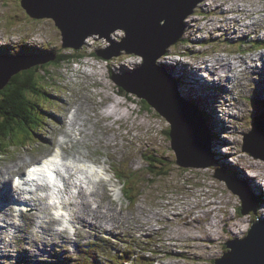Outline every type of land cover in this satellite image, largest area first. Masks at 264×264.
Returning a JSON list of instances; mask_svg holds the SVG:
<instances>
[{
  "label": "rangeland",
  "instance_id": "374dc122",
  "mask_svg": "<svg viewBox=\"0 0 264 264\" xmlns=\"http://www.w3.org/2000/svg\"><path fill=\"white\" fill-rule=\"evenodd\" d=\"M0 2V52H3L4 55L9 54L10 49H15L17 44H21L19 46L22 49L30 47L31 49L25 50L24 53L25 55H32L33 59H37L38 55H46L42 46L47 48L49 52H70L69 47L61 46L60 32L52 20L36 19L30 16L26 13V9L20 5V0H0ZM233 2L235 6L230 4L232 0H205L198 7L196 5L192 15H188L186 21L184 19V34L181 35L178 43L169 46L167 50L168 54L180 50L179 48L185 49L189 57L171 56V58H177L181 61L177 62L176 65H170V68H166L169 65L161 66L157 62V65L163 67V70L168 72L171 78H177L176 80L179 81L182 90L179 89L178 85L180 95L186 98V94H189L186 100L198 97L193 96L194 94L202 96L203 93L204 96H208L206 97L209 100L208 104L202 103V107L207 111L205 114L211 118L201 112V98H195L194 105L197 106V108L195 107L196 110L205 119L206 123L204 124H207L208 127L206 131L209 146L205 148L206 156H204L203 161L204 164L210 162L209 166L200 168L177 166L174 163L175 156L170 146V139L165 135V131L168 129L166 120L147 102L140 101L142 98L139 96H133L132 92L128 95H124V91L119 92L118 84L120 82L130 89L139 80L138 70L143 60L140 55L122 52L120 55L111 56L108 59L90 56L95 50H100L104 55L105 53L112 54L118 47L114 44H118L124 35L123 30H116L110 36L113 41L94 36L89 37V39L86 38V43L81 46L79 51L87 56L77 60L79 62L77 64L62 62L59 63L60 67L43 64L49 73L41 71L40 74L43 78L40 80L41 84L36 86V89L39 88L45 98L38 94L35 100L38 106L37 112L35 108L31 111L34 114H32L30 126L35 129V132L28 131V136L23 139L24 141L20 139L19 133L15 134L14 132L15 135L11 136L7 142L0 144V149L5 146L10 148V151L5 154L0 152V170L4 172L8 165L20 163L19 167L11 170V173H7L5 176L7 179L5 186L12 182L14 173L24 171L28 163L32 164L39 161L41 156L50 153L52 146H59L63 155L68 154V148L72 146L73 151L75 149L82 153L88 152L91 156L90 159L104 162L110 173L114 174L118 169L122 171V174H127V177L121 180L113 177V183L117 180L115 193L113 191L108 193L106 182H102L103 184L98 187L97 192H93L86 201L81 197L80 206L73 207L75 212L83 208L88 209L89 213L99 210L106 214H112V211H116L124 216L117 224L115 222L118 221L113 220L116 227L114 230H110L108 235H115L116 229L120 232L127 231L122 232L123 237L136 247L135 250L122 248L124 253L125 251L129 252V257H124L131 260L127 264H132V262L133 264H143L136 259L140 255L146 264H214V259L221 256L222 252L227 251L224 244L226 240L233 237L241 238L250 229L251 223L255 221L254 213L250 209L251 206H257L255 211L258 212L255 215L259 216L260 214L261 219L264 217V206L262 205L264 196L257 193L261 203H255L253 197L245 191L249 188L252 192L264 191L261 183L264 181V159L259 156L253 157L242 150L240 144L243 133L246 134L250 131L248 123L254 121L253 116L257 115L261 109L260 102L257 103L256 100L251 99V96L259 95V97L264 98V89H261L264 88V80L263 78L259 79L261 74L263 76L264 71H258L261 74H253L251 69L247 68L248 65L250 67V64H253L252 60L256 59L259 53L264 55V50H255L257 46H264V37L262 36L264 35V0H233ZM201 5L204 6L205 12H200L199 6ZM227 5L232 6L225 10ZM234 17L238 18L235 19L238 20L236 21L237 24L233 21ZM239 22L241 25L238 24ZM227 28L231 32L229 35H225L224 38H216V35L225 32ZM204 35H210V39L204 38ZM160 39L167 41L170 37L163 33ZM224 39H228L229 42ZM200 40H205V42L200 43ZM204 50L208 53V60L216 59L214 61L216 62V67H214L216 72L222 71L219 69L220 61L217 62L218 59L223 62L234 61L235 65L239 64L237 60H243L236 68L237 70L229 72L231 75L235 72L236 74L241 73V75L239 77L237 75L230 77L229 75L228 78L226 77L225 83L229 86L233 85L231 87L239 96L237 100L235 95L227 90L220 95L219 93L223 88L218 84L210 86L208 83L207 85L206 81L203 82L202 77L198 80L194 79L195 82L193 83L192 80H188L189 78H185L189 75L188 70L195 72L196 75L202 72V76L206 72L201 69L205 66L204 62L198 64V61L191 59L192 56L198 54L195 51L204 52ZM170 54L167 57L169 61ZM261 60H264V56ZM186 61L189 64L183 65V62ZM160 63L162 64L161 60ZM258 64L264 65V62L258 61ZM3 65L0 61V68ZM243 69L246 70L242 71ZM181 74L182 82L180 81ZM244 79L247 80V88ZM229 80L232 82L229 83ZM188 81H191L194 87L192 84H187ZM253 86L258 87L257 95L252 90ZM185 88H188L189 91L186 92ZM233 96L235 100H232ZM105 102L108 105L105 106ZM73 112H77L80 117L73 116ZM209 112H211L210 115ZM217 119L221 120L219 124L217 122L215 124ZM74 130L77 131V140L70 136ZM208 131L211 135L213 132L216 133V140L211 142ZM226 132L230 135H227ZM262 132H264V127ZM68 136L71 143H68ZM57 140H60L61 143L59 144ZM249 144L257 147L259 142L251 141ZM220 147L223 150H231L232 148L235 151L232 152L234 156H223V152L219 150ZM73 151L72 154L74 155ZM152 153L163 162L161 176L154 177L146 169L145 155H152ZM215 154H220L223 157L215 156ZM227 157H230V160ZM246 160L251 163L248 162V164ZM69 161L77 160L69 155ZM199 165L200 163H198ZM231 165H233L231 172L235 174L229 173ZM76 166L75 164L74 168ZM227 174L232 175V177L229 178ZM217 176L225 177L227 180L224 181ZM74 179L75 177H73V182ZM126 183L127 194L130 199H127L128 196H125L123 190ZM200 184L206 186L210 194ZM228 184L235 188L230 189ZM0 185L3 184L0 182ZM69 188L72 195L77 194V188L71 185ZM3 195L4 191L0 190V198ZM41 195L36 194L35 197L40 199ZM64 195L61 193L58 196L66 202L68 195ZM242 197L245 204L242 202ZM206 199L210 200V205L213 200L219 203L218 208L215 209L216 214L214 215L211 211L203 212L202 221L198 220V222L196 219L193 227L192 225H185L187 218L191 219L189 213L192 210L198 213L200 210L205 209L204 211H206L212 206H217L216 203L210 207L206 206ZM9 202L11 203L12 200ZM239 205L242 208L240 212L238 211ZM5 209L6 214L10 217L9 205ZM12 210L11 207V214ZM51 215V213L48 215L40 214L41 220L51 219ZM157 215H160L161 219L155 221L160 218ZM213 215L215 218L217 215L222 217L224 222L218 223L217 218L214 221L215 226L211 227L208 222L213 221ZM74 217L78 218L74 219ZM83 219H89L87 213L72 215V222L76 224L77 228L75 233H67L69 241L65 243L47 241L46 245L43 246L37 227L31 223L34 217H29L25 212L22 214L21 220L16 222L22 228L19 229L22 230L21 235L19 231L16 235L15 228L9 227L6 238L9 240L7 246L12 251L14 249L18 251L20 245L27 244L23 239L33 229L37 232L39 239L36 237L32 242L30 241L31 244L29 242L32 259H34V250L37 252L40 249L42 252L41 259H38L36 264H53L54 261L51 259L56 257L61 259L63 253L70 258L71 255L66 249L72 243L77 248L79 245L90 248L86 252L80 250L81 252L77 257L72 256V261L75 264H116V259L110 260L113 258L110 257L112 254L106 253L107 242L110 244V239L103 235L106 231L104 229L111 226V220L105 218L103 221L104 228L97 229L96 226L90 228L85 225L90 223L82 222ZM227 220L236 221L234 223L239 220H246L242 226L244 227L243 231L235 233L236 230H229V226L224 227ZM138 223L140 226L137 230ZM203 224L206 225L202 226ZM0 225H2L1 220ZM149 225H153L154 228H149ZM231 229L233 228L231 227ZM134 231L137 232V239L140 240L138 243L135 242L132 235ZM140 231L148 233L144 236ZM186 231H189L190 236L187 237L182 234ZM2 232L0 230V237ZM207 233L213 234V237L211 235L207 237L205 235ZM173 234H177L178 241L175 240L177 238ZM200 234L205 235L208 239L195 243L193 238ZM2 235H5L4 232ZM83 237L84 239H82ZM42 239L45 240L44 237ZM60 240L62 239L60 238ZM2 245L0 240V246ZM55 248L62 250L56 252ZM130 251L135 252L137 256L135 253L130 254ZM19 259V256L14 255L7 260V264H15ZM2 260L4 262L6 258L4 257ZM60 264L63 262L61 261Z\"/></svg>",
  "mask_w": 264,
  "mask_h": 264
},
{
  "label": "water",
  "instance_id": "95a60500",
  "mask_svg": "<svg viewBox=\"0 0 264 264\" xmlns=\"http://www.w3.org/2000/svg\"><path fill=\"white\" fill-rule=\"evenodd\" d=\"M200 1L24 0L23 5L33 16L54 17L61 28L64 46L78 48L90 35L98 34L109 39L113 31L124 30L125 35L114 44L118 48L112 54L98 55L109 58L124 51L143 57L138 70L139 80L130 89L121 82L120 86L146 100L170 124L168 135L176 165L200 168L210 165V162L204 164L203 161L205 148L209 146L203 119L188 101L179 96L176 82L156 66V60L181 37L184 18ZM163 33L170 39L162 41ZM5 60L0 58L4 64L0 68V87L12 74L26 68L22 67L26 65ZM263 127L264 111L255 117L251 131L244 136L243 149L264 159ZM251 141L259 142L258 146H250ZM228 187L235 188L230 184ZM242 202L245 204L243 197ZM250 209L255 211L254 206ZM253 222L244 237L224 242L228 250L215 258L214 264H264V220Z\"/></svg>",
  "mask_w": 264,
  "mask_h": 264
},
{
  "label": "bare ground",
  "instance_id": "6f19581e",
  "mask_svg": "<svg viewBox=\"0 0 264 264\" xmlns=\"http://www.w3.org/2000/svg\"><path fill=\"white\" fill-rule=\"evenodd\" d=\"M230 4H232L233 6H235V3L233 2V3H230ZM232 5H227L226 6V9L225 10H227V9H229ZM197 7H198V5H197ZM200 7V12H202V11H204L205 12V8H204V6L203 5H201V6H199ZM194 9V8H193ZM238 10V9H237ZM235 19H238V18H236V17H234L233 18V21L237 24V22L236 21H238V20H235ZM238 24H240V22L238 23ZM184 25H185V23H183L182 24V26L184 27ZM206 25V24H205ZM241 25V24H240ZM243 27V26H242ZM214 29V28H213ZM236 29V28H235ZM234 29V30H235ZM117 30H120V29H117ZM217 30V29H216ZM230 29L229 28H227V30L225 31V32H223V33H220V34H218V35H216V38H224V37H226L225 35H229L231 32L229 31ZM255 30V29H254ZM254 30H252V31H254ZM209 32V31H208ZM211 32V31H210ZM182 34H184V28L182 29ZM233 34H235V35H237L238 33H233ZM239 35V34H238ZM263 37H264V35H262ZM259 38V37H258ZM89 39V38H88ZM259 41V40H258ZM200 43H204L205 42V40H200L199 41ZM180 50H176L177 52H186L185 50H183V49H181V48H179ZM195 52H197V53H199V51H195ZM29 58H31V59H33V56L32 55H27ZM264 55L261 53V55H260V60H261V58L263 57ZM199 57V54H197V55H195V56H192V58H198ZM256 59H258V56H257V58ZM167 59H164V58H162L161 59V61H162V64L160 63V61H159V64L161 65V66H166V65H169V67H166V68H170V65H176L177 64V62H179V61H181L180 59H179V61L178 60H172V59H170V61L169 60H167ZM216 59H210V60H207V61H204V63H205V66H204V69L203 70H206L207 72L205 73L204 72V74H203V76H202V72H200V73H198V75H196V73L195 72H190L188 69H184V70H188V72H189V75L188 76H186L185 78H189L188 80H192V83L193 82H195V80L194 79H196V80H198L200 77H202V80H203V82H205L206 81V84L208 85V83H209V85L211 86V85H213V84H219L220 82L219 81H223V78H225V80H227L226 79V77L228 78L229 77V75H230V77H236V75L239 77V75H241V73H238V74H236V72L235 73H232V75L231 74H229V72L231 71H233V70H237L236 68L242 63V61H241V59L240 60H237V62L239 61V64H237V65H235V63H234V61H231V60H228V62H223V61H221L220 59H218V61L217 62H219L220 61V64H219V69L220 70H222V71H220V72H216L215 70H214V67H216L215 66V63L216 62H214ZM176 61V62H175ZM264 61V60H263ZM223 62V63H222ZM166 64V65H165ZM188 64H189V62H188ZM183 65H185V64H183ZM183 65H181V67H183ZM160 67V66H159ZM256 68L253 70V73H259L258 71H264V68H260V67H258V66H255ZM161 69H163V67H160ZM177 68V67H176ZM250 68H251V66H250ZM202 70V71H203ZM246 69H243L242 71H245ZM209 73V74H208ZM215 74H218V75H214ZM196 76V77H195ZM181 78H180V81L182 82V74H181V76H180ZM173 79L174 78H176V77H172ZM262 78L264 79V73H263V76H262ZM239 79V78H238ZM219 80V81H218ZM241 80V79H240ZM185 81V80H184ZM187 84H192L191 83V81H188V82H186ZM244 84L246 85L245 87L247 88V80L246 79H244ZM192 87H194L193 86V84H192ZM195 87H196V85H195ZM186 92H188L189 91V89L188 88H185L184 89ZM191 92V91H190ZM186 94V93H185ZM189 95V94H188ZM188 95L186 94V96L188 97ZM193 96H198V97H194V99H189V100H187L194 108L196 107L197 108V106H195L194 104H195V98H201V108H202V111L201 112H203L204 114L207 112L203 107H202V103L203 104H205V105H207L208 104V99L206 98V97H208V96H204V94L202 93V96L201 95H198V94H194ZM186 97V98H187ZM185 98V99H186ZM231 98V97H230ZM233 100V99H232ZM235 100V99H234ZM200 105V104H199ZM229 107H230V104L228 105ZM223 107H225V104H223ZM195 108V109H196ZM229 110V109H228ZM75 111V110H74ZM228 112V111H227ZM226 112V113H227ZM199 113V112H198ZM225 113V114H226ZM209 115L211 114V112H209L208 113ZM72 115L73 116H75V117H80V115H78V113L77 112H73L72 113ZM205 115H207V114H205ZM208 116V115H207ZM209 117V116H208ZM203 118V117H202ZM209 118H211V116L209 117ZM85 121V120H84ZM221 120L220 119H217L216 121H215V124H216V122H217V124H219V122H220ZM93 122H94V120H93ZM203 122L204 123H206V121H205V119L203 118ZM85 123V122H84ZM206 126H207V124H206ZM85 129V128H84ZM34 130V132H35V129H33ZM207 130H208V127H207ZM85 132V131H84ZM264 133V132H263ZM90 134V133H89ZM89 134H87V135H89ZM211 134V133H210ZM74 140H77V131H73V133L70 135ZM65 139H66V136H65ZM96 139V138H95ZM215 139V138H214ZM66 141V140H65ZM64 141V142H65ZM57 142L60 144L61 143V141L60 140H57ZM231 143H232V141H230ZM68 143H71V141H70V139H69V136H68ZM3 149V151H4V153H7V152H9L10 151V148L8 147V146H5V147H3L2 148ZM72 151H73V147L72 146H70L69 148H68V154L67 153H65V157L66 158H68L69 159V155L70 156H72V158H74V159H76L77 161H79V162H77V161H74V162H71V161H68V162H66V163H63V165H64V168H65V170H66V172H67V174H62L61 175V180H64V183H66V185L64 186V189L62 190L61 188H59V190H61L60 192H58L57 193V195H56V198H57V200H59V201H62L61 199L62 198H60L58 195H60L61 193L62 194H65V195H68V200L66 201V202H64V201H62V202H64L65 204H67V206L66 205H61V207L63 208V212H61L60 213V215H67V216H69V218L71 219H68L69 221H67V219L66 218H64V220L66 221V223L68 224V225H71V221H72V215L73 214H76V213H78V214H85V213H87V216H88V218L89 219H83L82 220V222H87V223H90V224H92L93 226H96L98 229H103L104 228V220H105V218H107L108 220H111V226H107V228L106 229H109V230H114L115 229V224H117V223H119L120 222V220L124 217L121 213H118V212H116V211H112V214H106V213H104L103 211H99V210H95L94 212H92V213H89V211H88V209H81L80 211L79 210H77L76 212L75 211H73V207H75V206H78L79 204H81V203H79L80 202V198L82 197L85 201L88 199V197L89 196H91V194L93 193V192H97L96 190L98 189V187L100 186V185H102L103 183H100V182H97L96 180H98V177H94V179H92V178H90L92 175H91V172H92V170L90 169V173H88V169H87V162L88 161H91V162H95L94 160H92V159H90L89 157H91L90 156V154L88 153V152H78L77 150H75L74 149V151H73V153H74V155L72 154ZM246 152H248L249 154H251L253 157H255L254 155H253V153H251V152H249V151H247V150H245ZM1 152V151H0ZM232 152H235L232 148H231V155L232 156H234L233 154H232ZM52 155V154H51ZM256 158V157H255ZM261 158V157H260ZM247 161V160H246ZM39 161H37V163H38ZM249 161H247V163H248ZM249 163H251V162H249ZM248 163V164H249ZM33 164H35V163H33ZM75 164L77 165L76 166V168H74V166H75ZM92 165H95L94 163H90L89 165H88V167H90V166H92ZM20 166V163H18V162H16V163H14V164H12V165H8L7 167H6V170L3 172L2 170H0V182L5 186V184H6V182H7V179H6V175H7V173H11V170H13V169H15V168H17V167H19ZM101 167H103V168H106V165L103 163V165L101 164ZM258 167L260 168V166L258 165ZM108 169V168H107ZM261 169V168H260ZM247 171L249 172V170L247 169ZM1 172H3L2 174H1ZM56 172H60L59 171V169L58 168H56ZM64 176V177H63ZM73 177H75V178H77V181L80 183L79 185L76 183V182H73L72 180H73ZM247 178V177H246ZM86 183H84L83 181ZM251 181H252V178H251ZM250 182V181H249ZM72 183H74V186H75V188H77V194H71V191H70V185L72 184ZM86 186V188H90V190L88 191V189H86V188H84ZM41 187H46L45 185L44 186H41ZM115 188L116 187H114V189L112 190V191H114L115 190ZM88 191V192H87ZM43 192V191H42ZM42 192L40 193V194H42ZM254 193H258V194H260V195H263L264 196V191H260V192H254ZM263 193V194H262ZM36 194H39V193H36ZM34 195V194H33ZM33 195H31L29 198H26V197H23V195H22V193H21V191L20 190H18L16 187H14L12 184L10 185L9 183H8V185L7 186H5V191H4V195H3V197L2 198H0V206L2 205V207H0V220L2 221V225H0V230L1 231H3L7 226H9V225H12V224H14V222H13V216H12V214L11 213H9L10 214V217L6 214V207H7V205H8V202H9V200L11 199V198H15L14 199V201H15V203L19 200V201H21L26 207H31L30 209H29V211H27V215L29 216V217H35V216H40V214H43V215H48V214H50L51 213V211L48 209L49 207H50V204H49V202L47 201V200H45V198L47 197L46 195H41V197H40V199L38 200L35 196H33ZM109 195V194H108ZM78 198H79V201H78ZM204 200V199H203ZM213 200V199H212ZM261 200H262V197H261ZM84 203V202H83ZM82 203V204H83ZM211 203L213 204V203H216V205L217 206H212V204L210 205V200H207L206 199V206H208V207H210V206H212L209 210H206V211H204V210H200L198 213H196L195 211H191L190 213H189V215H190V217H191V219L189 220L188 218H187V224H185V225H187V226H190V225H192V227H193V225L195 224V222H196V219H197V221L199 220V221H202L203 220V215H204V213L206 212V213H208V211H211V212H213V214L215 215L216 214V210L215 209H217L218 208V202L216 201V200H213V202L211 201ZM222 204V203H221ZM262 205L264 206V202H262ZM262 205H261V207H262ZM80 206V205H79ZM84 207V206H83ZM85 207H87V204H85ZM140 209V208H139ZM262 209H263V207H262ZM204 212V213H203ZM258 212V211H257ZM257 212L255 211V213H254V215L255 214H257ZM52 215H51V219H44V220H41V217L37 220V222L35 221L34 223H33V225L35 226V227H37V232L39 233V236H40V234L42 235V237H44V239L45 240H50V241H55V236H57L58 234L59 235H62L63 237H65V238H67L68 237V232H67V229L64 227V228H62V229H59V228H57V227H55L54 226V224H53V222H57L59 219H58V217H54V215H53V213H51ZM214 215H213V217H214ZM102 216H103V218H102ZM158 217H160V218H157L155 221H157V220H159V219H161V216L160 215H157ZM62 217H64V216H62ZM110 217V218H109ZM179 217V216H178ZM259 217H260V214H259ZM78 218V217H77ZM76 217H74V219H77ZM218 218V223H220L221 221H223L222 220V217H219L218 215L216 216V218L214 217V218H212L213 219V221H210V222H208L209 223V225L211 226V227H213V225L215 226V222L214 221H216V219ZM229 218H231V217H229ZM80 219H82V218H80ZM115 219V221H118V222H115V224H113V220ZM206 219V218H205ZM234 219V218H233ZM261 219V218H260ZM263 219H264V217H263ZM78 221H80V220H78ZM149 221V220H148ZM161 221V220H160ZM198 221V222H199ZM246 220H239L237 223H234V222H236V221H234V220H227V221H225V225H224V227H226V226H229L228 227V229L229 230H236L235 231V233H240V232H242L243 231V228L244 227H242L243 226V223L245 222ZM186 222V221H185ZM224 222V221H223ZM202 223V222H201ZM206 224H203L202 226H205ZM138 226H140V223H138L137 224V229H138ZM150 226V225H149ZM53 227V228H52ZM154 228V226L153 225H151L149 228ZM231 227L233 228V229H231ZM36 230V229H35ZM152 230V229H151ZM203 231H204V229H203ZM202 231V232H203ZM223 231H224V228H223ZM189 231H186V232H182V234H184L185 236H190L189 235V233H188ZM179 233V232H178ZM177 233V234H178ZM177 234H173L177 239H175V240H177L178 241V236H177ZM204 234V233H203ZM203 234H200V235H198L197 237H194L193 238V240L194 241H196L195 243H199L200 241H205L206 239H208V238H206L205 237V235H207V237H209L210 235L213 237V234H205V235H203ZM28 235V234H27ZM202 236V237H201ZM42 237H41V243L43 242V239H42ZM171 238V237H170ZM174 238V237H173ZM38 239H39V237H38ZM87 239V238H86ZM172 239V238H171ZM170 239V240H171ZM220 239V238H219ZM0 240H1V238H0ZM26 240L27 241H29L30 240V237L29 236H26ZM1 242L3 243V245L2 246H0V257L1 256H4V255H8V254H10V251L6 248V246H5V243L1 240ZM32 242V241H31ZM31 242H30V244H31ZM195 245V244H194ZM35 246V245H34ZM41 246V245H40ZM213 246V245H212ZM43 247V246H42ZM41 248V247H40ZM34 249V248H33ZM198 249V248H197ZM40 250V249H39ZM61 250L62 249H60V248H55V251L56 252H61ZM22 251H23V253L26 255V260L27 261H29V264H34V262H36V261H34V260H32V257H31V252L28 250V248H22ZM35 251V250H34ZM43 251V250H42ZM52 253V252H51ZM36 254H37V256H39V254H40V251H38V252H35L34 253V259H35V256H36ZM41 259V258H40ZM168 264V263H167Z\"/></svg>",
  "mask_w": 264,
  "mask_h": 264
},
{
  "label": "trees",
  "instance_id": "16d2710c",
  "mask_svg": "<svg viewBox=\"0 0 264 264\" xmlns=\"http://www.w3.org/2000/svg\"><path fill=\"white\" fill-rule=\"evenodd\" d=\"M65 56L58 55L51 64L58 65L63 60H68ZM36 72L35 66L13 74L6 84L0 88V144H4L9 138L15 134H20V139H26L28 131L34 132V128L30 126L32 121L31 111L35 108L38 109L36 103V96L40 94L41 90L36 89ZM120 91H123L119 87ZM143 103V99H140ZM148 103V102H147ZM30 126V127H29ZM29 127V130L27 128ZM15 132V134H13ZM169 131H165V135L168 136ZM25 144V142H23ZM158 154V153H157ZM159 155V154H158ZM146 169L152 174V176H161L163 172V162L156 155H145ZM118 175H120L118 173ZM130 199V197H129ZM240 209V205L238 207Z\"/></svg>",
  "mask_w": 264,
  "mask_h": 264
},
{
  "label": "clouds",
  "instance_id": "9594fccd",
  "mask_svg": "<svg viewBox=\"0 0 264 264\" xmlns=\"http://www.w3.org/2000/svg\"><path fill=\"white\" fill-rule=\"evenodd\" d=\"M21 1V3H20V5H22L26 10V13L27 14H29L30 16H32V17H34V18H36V19H38V18H43V19H50V20H52L53 21V23H54V25L58 28V30H59V32H60V36H61V46H63V47H69L71 50H69L70 52L69 53H55V52H53V51H51V52H53V53H51V52H49V51H47V48H45L44 46H42V48L46 51V52H44V53H46V55H38V58L37 59H31V58H29L27 55H25V53H24V51L25 50H27V49H31L30 47L29 48H21L22 50L21 51H19V53H18V57L16 58V59H11V58H7V57H3V58H6L7 60H5V61H14V62H17V63H19V64H22V65H26V66H22V67H26V68H24V69H21V70H19L18 72H20V71H24V70H27V69H30V68H32V67H34L35 66V68H36V72H35V74L34 75H37V77H36V85H40L41 83H40V80L43 78V76L40 74V72L42 71V72H44V73H49V70L48 69H46L45 68V66L44 65H53L54 67H60V65L58 64V65H54V64H51L50 62H52L58 55H60V56H65L66 58H70V59H68V60H63L62 62H73V64H77V63H79V62H77V60H80V59H82V58H84L85 56H87L86 54H84V53H82L81 51H79L80 50V48H81V46L82 45H84L86 42V38H89V37H92V36H94V37H96V38H106V37H100L98 34H93V35H90V36H88V37H86L85 39H84V42L78 47V48H74V47H72V46H64L63 45V36H62V31H61V28L59 27V25L57 24V21H56V19L54 18V17H52V16H41V17H36V16H33L29 11H28V9L23 5V1L24 0H20ZM27 1H29V0H27ZM205 0H202V1H200L199 3H197V5H199V4H202L203 2H204ZM232 3H233V0H232ZM0 4H1V2H0ZM245 4V3H244ZM195 10L193 9V11L191 12V13H189L188 15H192V13L194 12ZM188 15L184 18L185 19V21H186V19H187V17H188ZM185 21L183 20V23H185ZM120 30H122V29H120ZM116 31V30H115ZM114 32V31H113ZM123 32H124V30H123ZM124 35H125V32H124ZM123 35V36H124ZM183 35V34H182ZM111 36V35H110ZM108 39V38H107ZM122 39V38H121ZM180 39V38H179ZM178 39V40H179ZM41 41V40H40ZM40 43V42H39ZM177 42H175V43H173V44H176ZM19 45H21V44H19ZM172 45V44H171ZM170 45V46H171ZM38 48V47H37ZM118 48V47H117ZM18 49H10V54H12L13 52H18L17 51ZM116 50V49H115ZM114 50V51H115ZM167 50H168V48L166 49V52L161 56V57H159L156 61L157 62H159L162 58H164V59H167V57H168V54H170V53H172V54H170L169 56V59H172V60H178L177 58H171V56H177L178 55V52L177 51H173V52H169L168 54H167ZM185 50V49H184ZM113 51V52H114ZM124 52V51H123ZM201 52V51H200ZM198 53L199 54V57L200 58H202V59H204V61H206V59L208 58L207 56H205V55H203V52H201V53ZM3 53V52H2ZM98 53H101V51L100 50H95L90 56H98V57H102V58H105V57H103V56H101V54L100 55H98ZM122 53V52H121ZM120 53V54H121ZM187 52H185V53H183V55L186 57V56H188L189 57V54L187 53ZM106 54V53H105ZM119 54V55H120ZM133 54V53H132ZM113 56H118V55H113ZM105 59H108V58H105ZM191 59H194V60H196V58H191ZM61 62V63H62ZM44 64V65H43ZM91 64H93V63H91ZM141 64V63H140ZM142 65V64H141ZM156 66H158L157 64H156ZM141 68V67H140ZM139 68V69H140ZM18 72H16V73H18ZM15 74V73H14ZM13 75V74H12ZM11 75V76H12ZM51 75V77H52V74H50ZM10 76V77H11ZM9 77V78H10ZM173 79V78H172ZM8 81V80H7ZM6 81V82H7ZM6 82L1 86V87H3L5 84H6ZM43 83V82H42ZM43 85V84H42ZM220 87H221V85L220 84H218ZM0 87V88H1ZM118 87H120L121 89H123V91H120L119 90V92H123V94L124 95H128V94H132V93H130V92H128L126 89H124L123 87H121L119 84H118ZM222 88V87H221ZM221 91H225V89H222ZM222 93V92H221ZM134 95H136L135 93H133V96ZM140 99V98H139ZM144 100V99H143ZM144 101H146V100H144ZM149 104V103H148ZM151 106V105H150ZM255 117H256V115L255 116H253V120L255 121ZM253 121V122H254ZM226 181V180H225ZM240 210H241V205H240ZM225 244V243H224ZM226 250H228V248L226 247Z\"/></svg>",
  "mask_w": 264,
  "mask_h": 264
}]
</instances>
